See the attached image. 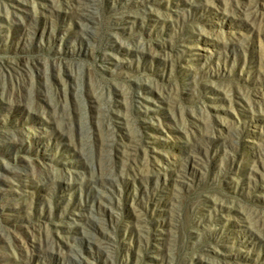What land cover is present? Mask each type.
<instances>
[{
  "label": "rangeland",
  "instance_id": "obj_1",
  "mask_svg": "<svg viewBox=\"0 0 264 264\" xmlns=\"http://www.w3.org/2000/svg\"><path fill=\"white\" fill-rule=\"evenodd\" d=\"M0 264H264V0H0Z\"/></svg>",
  "mask_w": 264,
  "mask_h": 264
}]
</instances>
